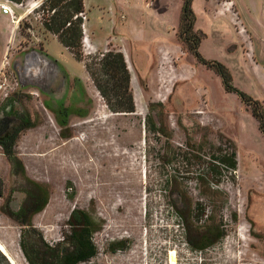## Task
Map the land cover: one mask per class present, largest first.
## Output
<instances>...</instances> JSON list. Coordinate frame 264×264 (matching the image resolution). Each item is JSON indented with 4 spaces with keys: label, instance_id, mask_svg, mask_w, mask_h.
I'll use <instances>...</instances> for the list:
<instances>
[{
    "label": "rangeland",
    "instance_id": "1",
    "mask_svg": "<svg viewBox=\"0 0 264 264\" xmlns=\"http://www.w3.org/2000/svg\"><path fill=\"white\" fill-rule=\"evenodd\" d=\"M83 1V60L121 52L135 112L109 113L84 62L44 30L43 0L21 3L23 12L34 9L26 19L16 20L21 12L0 18V100L26 97L35 121L13 154L25 178L48 194L31 220L42 242L5 216L0 200V242L10 263L28 264L22 235L40 252L41 243L60 244L77 210L100 226L87 264H264V137L250 108L179 38L183 0H130L132 8L122 0ZM191 9L199 54L222 64L232 86L264 110V0H192ZM31 50L50 65L41 89L22 74V56ZM60 101L69 110L63 127L46 106ZM6 162L0 151L4 192ZM26 182L14 181L18 189ZM20 203L16 194L12 209ZM184 216L196 226L211 219L222 239L201 254L190 251ZM120 242L126 249L112 251Z\"/></svg>",
    "mask_w": 264,
    "mask_h": 264
},
{
    "label": "trees",
    "instance_id": "2",
    "mask_svg": "<svg viewBox=\"0 0 264 264\" xmlns=\"http://www.w3.org/2000/svg\"><path fill=\"white\" fill-rule=\"evenodd\" d=\"M13 4H21L26 0H4ZM192 0H183L180 21L179 38L186 45L187 51L197 63L219 77L226 93L234 94L244 105L250 108L252 117L258 124V129L264 137V110L258 101L252 100L232 86L228 70L217 61H208L198 52L202 37L193 31L195 17L191 9ZM39 10L43 12L41 24L44 30L56 38L57 42L68 50L79 62H84L81 53L83 37L82 22L78 17L84 12L83 0H43ZM92 84L103 100L104 106L111 114L129 115L135 112V105L130 91V74L121 52L107 49L99 53L97 58L84 62ZM48 108L49 106L46 105ZM50 109V108H49ZM51 110V109H50ZM52 113L59 127L67 123L68 108L58 107ZM85 117V116H82ZM155 128V126H153ZM22 165H20L21 169ZM231 169L235 168L232 162ZM48 196L38 198V205L23 215V221L18 223L32 232L33 241L40 242L31 224L32 217L43 211L47 205ZM197 211V208H196ZM13 219L12 214L3 212ZM16 221V220H14ZM207 226H196L184 216V243L190 251L203 253L214 243L220 241L223 234L211 219ZM68 232L62 242L53 248L41 243V252L37 250L36 242L30 244L26 234L20 240L21 251L28 264H87L96 256V248L92 244V235L99 231L100 226L91 220L84 212L72 211L67 220ZM25 233V232H24ZM125 250L126 243L120 242L112 251Z\"/></svg>",
    "mask_w": 264,
    "mask_h": 264
},
{
    "label": "flooded vegetation",
    "instance_id": "3",
    "mask_svg": "<svg viewBox=\"0 0 264 264\" xmlns=\"http://www.w3.org/2000/svg\"><path fill=\"white\" fill-rule=\"evenodd\" d=\"M22 64L23 56L20 65ZM17 69H19V66ZM47 105L51 110H55L58 107L66 108L63 106L62 101L57 104L58 106L57 108L55 107V109L50 103ZM52 112L53 111H51V113ZM32 116H34V114L27 106L26 97L20 94H10L0 100V151L7 161L6 178L8 183H10L7 191L4 192L2 189L4 180H2L0 176V200L5 201L4 212L12 214L13 219L16 220L15 222L17 223L23 221V214L26 211L33 209L39 204L38 198L48 196L44 188L25 178L23 165L13 154V149L15 148L19 135L35 127V121L32 120ZM20 165H22L21 169ZM16 176L27 181L24 187L18 189L14 183ZM16 194L21 196V203L13 210L11 203L16 198ZM22 227L26 228L24 226Z\"/></svg>",
    "mask_w": 264,
    "mask_h": 264
},
{
    "label": "water",
    "instance_id": "4",
    "mask_svg": "<svg viewBox=\"0 0 264 264\" xmlns=\"http://www.w3.org/2000/svg\"><path fill=\"white\" fill-rule=\"evenodd\" d=\"M49 69L50 65L41 53L31 50L24 54L22 74L24 79L29 80L30 86L41 89V86L48 80L47 73H49ZM20 77L19 79L21 81Z\"/></svg>",
    "mask_w": 264,
    "mask_h": 264
},
{
    "label": "crops",
    "instance_id": "5",
    "mask_svg": "<svg viewBox=\"0 0 264 264\" xmlns=\"http://www.w3.org/2000/svg\"><path fill=\"white\" fill-rule=\"evenodd\" d=\"M30 1V0H29ZM119 1H121V0H119ZM123 2H125L126 3V7L127 8H132L130 5H133L131 2H129L130 0H122ZM146 1V0H145ZM116 2H118V0L116 1ZM83 5H84V1H83ZM23 4H22V6L21 7H13L12 8V13H13V15L16 13V12H21V13H18L19 14V17H18V19L17 20H23V19H26V18H28L29 17V15L33 12V8L31 7L30 9H28V10H26V11H22V10H20L21 8H23ZM15 16V15H14ZM150 16V15H149ZM0 18H2V19H5V20H7L9 17L7 16V15H3V14H1L0 13ZM150 18V17H149ZM16 24V22H14L13 23V25H15ZM0 264H11L10 263V261H9V259L4 255V254H2V252L0 251Z\"/></svg>",
    "mask_w": 264,
    "mask_h": 264
},
{
    "label": "built area",
    "instance_id": "6",
    "mask_svg": "<svg viewBox=\"0 0 264 264\" xmlns=\"http://www.w3.org/2000/svg\"><path fill=\"white\" fill-rule=\"evenodd\" d=\"M8 3H10V2L4 1V0H0V13L3 14V15H7V16L11 17L12 20H15V17H14V15L12 13V10L8 6ZM15 5H17V7H21L22 6V4H15ZM13 23H14V21H13Z\"/></svg>",
    "mask_w": 264,
    "mask_h": 264
},
{
    "label": "bare ground",
    "instance_id": "7",
    "mask_svg": "<svg viewBox=\"0 0 264 264\" xmlns=\"http://www.w3.org/2000/svg\"><path fill=\"white\" fill-rule=\"evenodd\" d=\"M108 172H110V171H108ZM100 176H101V174H100ZM106 176V175H105ZM106 178V177H105ZM108 178V177H107ZM107 178H106V180H107ZM103 180H105L104 178H102ZM113 179V178H112ZM115 179V178H114ZM102 180V181H103ZM119 180V179H118ZM120 180H121V178H120ZM106 182V181H105ZM98 183V182H97ZM121 184H123V183H121ZM121 184H120V186H121ZM98 185V184H97ZM114 185V184H113ZM102 186V185H101ZM119 186V185H118ZM122 186H124V185H122ZM99 188H100V186H99ZM124 189V188H123ZM100 190H102V189H100ZM121 190V189H120ZM103 192V191H102ZM0 251L2 252V254H4L6 257H9L8 256V254H7V251H6V249H5V247H4V245L0 242Z\"/></svg>",
    "mask_w": 264,
    "mask_h": 264
}]
</instances>
